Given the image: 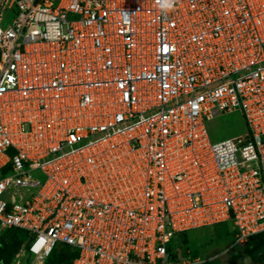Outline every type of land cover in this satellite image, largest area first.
Wrapping results in <instances>:
<instances>
[{
    "label": "built area",
    "instance_id": "obj_1",
    "mask_svg": "<svg viewBox=\"0 0 264 264\" xmlns=\"http://www.w3.org/2000/svg\"><path fill=\"white\" fill-rule=\"evenodd\" d=\"M234 112L246 133L212 143ZM226 222L264 232V0H0L11 264H201L173 239Z\"/></svg>",
    "mask_w": 264,
    "mask_h": 264
},
{
    "label": "rangeland",
    "instance_id": "obj_2",
    "mask_svg": "<svg viewBox=\"0 0 264 264\" xmlns=\"http://www.w3.org/2000/svg\"><path fill=\"white\" fill-rule=\"evenodd\" d=\"M205 127L212 143H216L234 136L244 135L246 126L240 113L220 114L205 122ZM42 180L39 173L34 175ZM234 227L232 223H220L206 226L203 228L189 230L185 236L176 238L171 243V249L176 250L178 254L187 252L199 258L201 264H248L246 257L234 259V251L231 250L234 241ZM24 237V234H20ZM21 243L18 241H7L0 250V264H11L19 253ZM67 247L63 244H57L50 259L64 254ZM73 249V248H72ZM26 259L24 263L28 264Z\"/></svg>",
    "mask_w": 264,
    "mask_h": 264
},
{
    "label": "trees",
    "instance_id": "obj_3",
    "mask_svg": "<svg viewBox=\"0 0 264 264\" xmlns=\"http://www.w3.org/2000/svg\"><path fill=\"white\" fill-rule=\"evenodd\" d=\"M20 234H24V237H21ZM183 236H185V233L178 234L174 239ZM25 238L26 233L20 229L13 228L4 230L0 234V250L7 241H18L22 243ZM231 250L235 252L234 259L246 257L249 260L248 264H264V232L251 236L242 246H233ZM77 254L78 251L76 249L69 248L64 254L54 257L51 260H49V255L44 264H72ZM173 258H176V255H173Z\"/></svg>",
    "mask_w": 264,
    "mask_h": 264
},
{
    "label": "clouds",
    "instance_id": "obj_4",
    "mask_svg": "<svg viewBox=\"0 0 264 264\" xmlns=\"http://www.w3.org/2000/svg\"><path fill=\"white\" fill-rule=\"evenodd\" d=\"M158 2H159V0H158ZM175 2H176V0H164V7L166 9H172Z\"/></svg>",
    "mask_w": 264,
    "mask_h": 264
}]
</instances>
